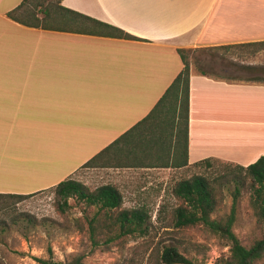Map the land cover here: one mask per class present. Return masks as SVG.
Masks as SVG:
<instances>
[{
    "label": "crops",
    "instance_id": "obj_1",
    "mask_svg": "<svg viewBox=\"0 0 264 264\" xmlns=\"http://www.w3.org/2000/svg\"><path fill=\"white\" fill-rule=\"evenodd\" d=\"M22 1L0 0V193L75 177L150 114L184 68L178 49L264 41V0L62 1L135 38L30 27L7 15ZM230 68L224 77L192 69L189 165L248 166L264 155V82L232 80ZM138 154L123 158L133 166L87 169L185 168L173 154L164 166L139 164Z\"/></svg>",
    "mask_w": 264,
    "mask_h": 264
},
{
    "label": "trees",
    "instance_id": "obj_2",
    "mask_svg": "<svg viewBox=\"0 0 264 264\" xmlns=\"http://www.w3.org/2000/svg\"><path fill=\"white\" fill-rule=\"evenodd\" d=\"M62 1L23 0L7 15L30 27L53 30L75 29L135 38L114 25L63 6ZM234 48L256 54L264 51V41L202 48V50H209L213 56H216L217 51L228 53ZM194 50L201 49H178L184 62V68L154 109L113 144L88 161L83 168L108 164L133 166L131 163L134 164V161L130 163L124 161L123 158L138 151V156L143 159L139 164L164 166L165 160H161L162 155L169 158L173 154L175 155L174 167L185 166V168L202 170L212 168L217 163L224 165V173L212 176L207 172H195L191 177L176 184L173 194L180 203L173 209L171 225L179 230L201 226L226 241L230 246L229 254L221 257L217 264H264V155L248 166L217 158H207L192 165L188 162L190 78L194 68L190 53ZM240 68L249 72H264V67L254 65H241ZM197 71L203 75L224 77V74L208 72L202 66H198ZM225 78H228L227 75ZM230 78L236 80V77L230 76ZM253 80L262 81L264 79L258 75L247 79V81ZM150 148H153L154 152L150 151ZM114 154L118 156L110 159ZM176 156H180L182 161L176 160ZM168 164L166 166H169ZM230 181L236 183L231 211L220 218L214 217L222 200L223 186ZM243 189L249 192V204L262 230V234L254 239L250 246L245 245L234 231L238 218L239 198L242 196ZM47 190L53 192L57 199L58 209L63 213L71 206L69 202L71 198L86 205L80 226L86 238L87 248L78 252L71 260L59 263L53 258L37 257V260L43 264H84L85 259L91 254L109 251L129 238L146 236L150 233L152 214L148 205L139 203L127 206L123 191L115 184L107 183L93 188L73 176ZM39 192L0 193V212L4 211L12 217L16 214L14 212L20 202ZM19 217H28L32 220L31 215L20 212L13 222H17ZM49 251L52 253L51 249ZM148 262L151 264H197L181 252L177 245L153 249Z\"/></svg>",
    "mask_w": 264,
    "mask_h": 264
},
{
    "label": "rangeland",
    "instance_id": "obj_3",
    "mask_svg": "<svg viewBox=\"0 0 264 264\" xmlns=\"http://www.w3.org/2000/svg\"><path fill=\"white\" fill-rule=\"evenodd\" d=\"M217 52L216 56L209 50L191 52L190 60L195 70L202 66L208 72L223 74L224 68L229 66L231 68L226 73L238 81H246L257 75L264 79V72L255 73L240 68L241 65L264 67V51L250 54L247 50L234 48L228 53ZM195 172L216 176L224 173L225 169L220 163L208 169L183 168L169 173L162 170L81 169L75 177L87 185L95 188L107 183L115 184L123 191L127 206L146 203L152 214L148 235L132 237L109 251L91 254L84 264H151L148 259L153 249L167 245H177L197 264H217L221 257L228 255L230 246L226 241L204 227L179 230L171 225L173 209L180 203L173 189L179 181L191 177ZM235 186L233 181L225 183L222 200L214 217L220 218L231 211ZM239 200L234 231L245 245L250 246L262 234V230L249 204V192L246 189L242 190ZM69 202L71 206L63 213L58 209L53 192L44 190L20 202L12 217L1 211L0 264H43L37 257L53 258L59 263L71 260L78 252L85 250L86 238L80 221L86 205L73 198ZM20 212L31 215L32 220L19 217L17 222H13Z\"/></svg>",
    "mask_w": 264,
    "mask_h": 264
},
{
    "label": "bare ground",
    "instance_id": "obj_4",
    "mask_svg": "<svg viewBox=\"0 0 264 264\" xmlns=\"http://www.w3.org/2000/svg\"><path fill=\"white\" fill-rule=\"evenodd\" d=\"M242 137V136H241ZM240 141H242L241 139H237V142H240Z\"/></svg>",
    "mask_w": 264,
    "mask_h": 264
}]
</instances>
